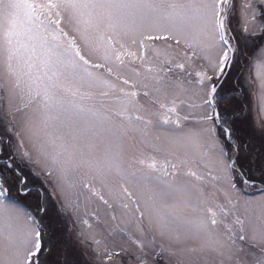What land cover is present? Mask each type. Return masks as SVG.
<instances>
[{"label": "snow or ice", "instance_id": "1", "mask_svg": "<svg viewBox=\"0 0 264 264\" xmlns=\"http://www.w3.org/2000/svg\"><path fill=\"white\" fill-rule=\"evenodd\" d=\"M53 201L104 264H264V0H0V264H69Z\"/></svg>", "mask_w": 264, "mask_h": 264}, {"label": "rangeland", "instance_id": "2", "mask_svg": "<svg viewBox=\"0 0 264 264\" xmlns=\"http://www.w3.org/2000/svg\"><path fill=\"white\" fill-rule=\"evenodd\" d=\"M229 84L230 85L231 84L233 85V82L232 81H228L227 82V85L229 86ZM249 116H250V118L252 117L253 126H255V121H254V118H253L254 117V114L252 112H249L247 118H249ZM244 123H246V122H244ZM251 126H252V124H251ZM244 139L246 140V142H248V138L247 137H244ZM249 147L252 150H254V151L255 150H258L261 147V141H260V139L257 137L255 139L251 140L249 142ZM34 178H36V177H34ZM56 210H58V215L59 216H58V220L56 219L57 223H55V221H54L53 230H55L54 231V234H57V239H56L55 242L60 245V249L58 248V251H56V253L58 252L57 253L58 255H60V254L66 255L67 256V259L69 261V264H72V262H73L74 259L76 260V262L77 261L78 262H82V260L84 259L83 256H82V254L84 255V257L88 260V262L90 264H104L102 257H100V258L96 257L93 253L90 252L89 249L85 248L81 244L80 238L78 236V232L81 230V227L78 226V225H76L74 223V221L72 220V218L67 213H65L63 215L60 214L59 213L58 206H57ZM91 210H92L91 207H89L87 209V211H89V212ZM102 219L104 221H106V224L97 225V227L103 229L105 226L111 225L112 222L110 220H108V217H107V214L106 213L102 214ZM62 225L66 227L65 230H64L67 233L66 242L68 244H72V245H74L76 247H67V246L66 247H63V246H61V243L62 242H61L60 235H59V232H61V231L59 230V228ZM76 248H78V250L81 251L82 254H81V252H78L76 250ZM65 249H69V250H65ZM72 249H74V250H72ZM113 259H114V261L120 262L122 260L126 261L127 260V257H114Z\"/></svg>", "mask_w": 264, "mask_h": 264}, {"label": "trees", "instance_id": "3", "mask_svg": "<svg viewBox=\"0 0 264 264\" xmlns=\"http://www.w3.org/2000/svg\"><path fill=\"white\" fill-rule=\"evenodd\" d=\"M227 85V84H226ZM232 87H233V85L231 84H229V86L227 85L226 86V90H229V89H232ZM246 122V125L250 128V127H252L251 126V118L249 117V118H247V120L245 121ZM37 182V181H36ZM37 184H39L38 182H37ZM52 204H53V217H54V221H55V223H57V221H56V219L58 220V210H56V207H55V205H54V203L52 202ZM59 230L61 231V232H59V235H60V239H61V246H63V247H71V245L70 244H68L67 242H66V231H64L65 230V226H61L60 228H59ZM53 231H55V230H53ZM56 239H57V234H54V245H55V249H54V251L56 252V251H58V248L60 249V245L58 244V243H56L55 241H56ZM56 243V244H55ZM65 250H69V249H65ZM73 250V249H72ZM58 253V252H57ZM56 253V254H57ZM58 255V254H57ZM73 260V259H72ZM73 261H76L75 259L73 260ZM77 264H84L83 262H78L77 261Z\"/></svg>", "mask_w": 264, "mask_h": 264}]
</instances>
